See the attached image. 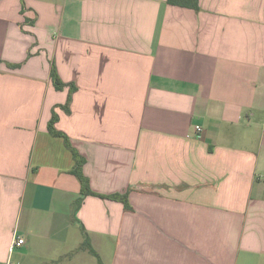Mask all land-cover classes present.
I'll return each instance as SVG.
<instances>
[{"label":"crops","instance_id":"0c3cea01","mask_svg":"<svg viewBox=\"0 0 264 264\" xmlns=\"http://www.w3.org/2000/svg\"><path fill=\"white\" fill-rule=\"evenodd\" d=\"M55 111L129 207L82 194ZM86 237L104 264H264V0H0V264H99Z\"/></svg>","mask_w":264,"mask_h":264},{"label":"trees","instance_id":"16d2710c","mask_svg":"<svg viewBox=\"0 0 264 264\" xmlns=\"http://www.w3.org/2000/svg\"><path fill=\"white\" fill-rule=\"evenodd\" d=\"M169 2L172 4L191 7V8H194L196 10H199V0H169ZM51 77L53 79L55 86L58 89H62L65 86V83L59 77V74H58L55 66L52 67ZM74 90H75V85L72 84L70 87V91H69L68 101L64 106L67 110H68V105H69L70 100H71L72 92ZM57 118H58V114L55 111L53 113V117H52L51 121L49 122V131L54 136L63 137L65 140V145L72 151L73 157L75 159V165H74L71 172L73 174H75L80 179L82 194L83 195H96V196H99L101 198H107V199L122 201L126 207H129L127 194L123 195L120 193H115V194L106 195V194L97 193L94 190H92L89 178L83 172V166H84L86 160L79 153V151L73 146L69 136L67 134H65L64 132L57 130V128L55 127V122H56ZM83 247L88 249L91 253H93L94 255L97 256L99 264H104L102 259L99 256V254L92 247L91 242H90L88 237L85 238V241L83 242Z\"/></svg>","mask_w":264,"mask_h":264},{"label":"built area","instance_id":"2783aa9c","mask_svg":"<svg viewBox=\"0 0 264 264\" xmlns=\"http://www.w3.org/2000/svg\"><path fill=\"white\" fill-rule=\"evenodd\" d=\"M196 131H197V135L200 137L201 135V131H202V127L197 125L196 126ZM25 243V240L23 238H15L14 242H13V245H12V249L16 246H21Z\"/></svg>","mask_w":264,"mask_h":264}]
</instances>
